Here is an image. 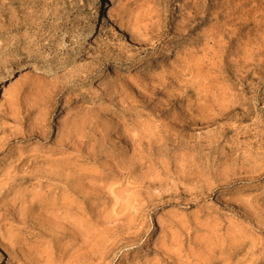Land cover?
Returning a JSON list of instances; mask_svg holds the SVG:
<instances>
[{
    "label": "rangeland",
    "instance_id": "374dc122",
    "mask_svg": "<svg viewBox=\"0 0 264 264\" xmlns=\"http://www.w3.org/2000/svg\"><path fill=\"white\" fill-rule=\"evenodd\" d=\"M103 1L0 0L1 264H264V0Z\"/></svg>",
    "mask_w": 264,
    "mask_h": 264
},
{
    "label": "bare ground",
    "instance_id": "6f19581e",
    "mask_svg": "<svg viewBox=\"0 0 264 264\" xmlns=\"http://www.w3.org/2000/svg\"><path fill=\"white\" fill-rule=\"evenodd\" d=\"M95 5H94V9H93V12H92V19L90 21V23L88 24L85 32L83 33V39L86 43H91V41L94 39V36H95V31L97 29V21H99L100 17H101V13H102V10H103V0H95ZM131 40V39H130ZM45 71H47V73H51L50 70L45 69ZM20 73V76H23L25 75L27 72H23V70H21V67H20V70L19 72ZM11 73L9 70H7L4 74H2L0 76V83L3 82V80L10 76ZM3 88V86H2ZM4 91H6V88H4ZM45 124V123H44ZM35 127V126H34ZM38 128V127H37ZM43 128V127H42ZM40 130H42L41 128H39ZM44 130V129H43ZM36 133V132H35ZM34 133V134H35ZM37 134V133H36ZM41 134H44V133H41ZM38 135V134H37ZM43 136V135H42ZM73 136V135H72ZM64 139V138H63ZM64 142V141H63ZM67 142V141H66ZM65 144V143H64ZM68 146V145H67ZM63 147V145H62ZM80 167V166H79ZM79 170V169H78ZM79 172V171H78ZM81 175V174H80ZM1 261H2V255H1V251H0V264H1Z\"/></svg>",
    "mask_w": 264,
    "mask_h": 264
}]
</instances>
